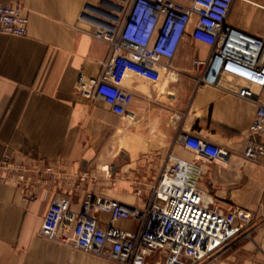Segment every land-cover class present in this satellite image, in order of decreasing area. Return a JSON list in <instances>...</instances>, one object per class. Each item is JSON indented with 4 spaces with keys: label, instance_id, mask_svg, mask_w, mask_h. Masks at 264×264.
<instances>
[{
    "label": "crops",
    "instance_id": "1",
    "mask_svg": "<svg viewBox=\"0 0 264 264\" xmlns=\"http://www.w3.org/2000/svg\"><path fill=\"white\" fill-rule=\"evenodd\" d=\"M105 2L123 0H0L20 3L29 20L26 36L0 35V160L37 161L90 176L80 191L47 197L40 191L30 203L22 190L0 183V264H119L51 240L49 204L57 195L71 200L61 238L86 192L144 207L169 157L200 168L198 186L211 208L243 209L254 218L251 238L230 242L201 264H264V159L243 157L252 142L264 143V133H250L256 107L198 84L193 61L207 59L210 48L190 38L169 69L166 60L137 64L127 53L109 59L110 46L79 20L86 5ZM228 23L264 36V0H236ZM106 63L107 78L134 95L122 116L91 96ZM190 133L230 150V162H211L186 149L182 137ZM98 217L106 227L109 216ZM118 226L135 231L138 223Z\"/></svg>",
    "mask_w": 264,
    "mask_h": 264
},
{
    "label": "built area",
    "instance_id": "2",
    "mask_svg": "<svg viewBox=\"0 0 264 264\" xmlns=\"http://www.w3.org/2000/svg\"><path fill=\"white\" fill-rule=\"evenodd\" d=\"M123 0L122 4H88L79 20L91 35L115 53L129 54L137 64L170 68L186 38L207 45L208 58H196L193 67L199 85L219 87L252 103L256 115L250 133H264V36L241 31L228 23L236 0ZM29 20L20 3H0V35L24 37ZM107 63L92 87V98L107 104L118 116L133 101L131 91L109 80ZM192 153L211 162H230L233 153L196 134L182 137ZM245 160L264 159V143L252 142L243 153ZM90 176L85 171H66L42 162L0 160V183L19 188L24 201L62 191L83 189ZM200 168L169 157L152 186L144 207L127 208L121 202L86 192L74 225L61 231L71 211V200L57 195L47 209L49 238L61 239L71 248L119 264H201L222 251L230 242L251 238L254 218L243 209L211 208L199 188ZM264 208V205H263ZM107 214L101 226L98 215ZM138 223L135 231L120 228L122 221Z\"/></svg>",
    "mask_w": 264,
    "mask_h": 264
},
{
    "label": "water",
    "instance_id": "3",
    "mask_svg": "<svg viewBox=\"0 0 264 264\" xmlns=\"http://www.w3.org/2000/svg\"><path fill=\"white\" fill-rule=\"evenodd\" d=\"M114 166V165H113ZM127 207V206H126ZM127 208H129V207H127ZM131 209V208H130Z\"/></svg>",
    "mask_w": 264,
    "mask_h": 264
},
{
    "label": "rangeland",
    "instance_id": "4",
    "mask_svg": "<svg viewBox=\"0 0 264 264\" xmlns=\"http://www.w3.org/2000/svg\"><path fill=\"white\" fill-rule=\"evenodd\" d=\"M251 21V20H250Z\"/></svg>",
    "mask_w": 264,
    "mask_h": 264
}]
</instances>
